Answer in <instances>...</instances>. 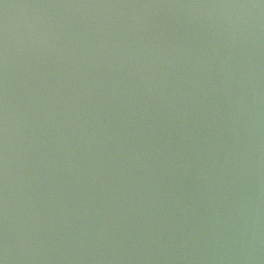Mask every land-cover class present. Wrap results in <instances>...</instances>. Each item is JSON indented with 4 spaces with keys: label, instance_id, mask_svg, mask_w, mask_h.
I'll return each instance as SVG.
<instances>
[{
    "label": "water",
    "instance_id": "1",
    "mask_svg": "<svg viewBox=\"0 0 264 264\" xmlns=\"http://www.w3.org/2000/svg\"><path fill=\"white\" fill-rule=\"evenodd\" d=\"M0 264H264V0H0Z\"/></svg>",
    "mask_w": 264,
    "mask_h": 264
}]
</instances>
